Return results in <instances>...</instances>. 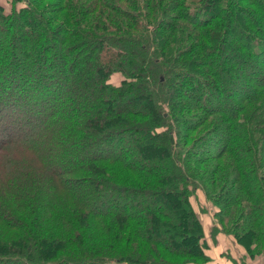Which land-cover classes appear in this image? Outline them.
I'll return each instance as SVG.
<instances>
[{
    "label": "trees",
    "instance_id": "16d2710c",
    "mask_svg": "<svg viewBox=\"0 0 264 264\" xmlns=\"http://www.w3.org/2000/svg\"><path fill=\"white\" fill-rule=\"evenodd\" d=\"M198 192L264 264V0H0V264H206Z\"/></svg>",
    "mask_w": 264,
    "mask_h": 264
},
{
    "label": "rangeland",
    "instance_id": "374dc122",
    "mask_svg": "<svg viewBox=\"0 0 264 264\" xmlns=\"http://www.w3.org/2000/svg\"><path fill=\"white\" fill-rule=\"evenodd\" d=\"M123 79V76L120 72H114L109 79V82L111 84L120 85L121 81ZM241 97V94H235L234 99L237 100ZM198 192V195L200 196V200L202 202V205L200 210H197V213L200 217V220L202 224L204 225L205 230V236L208 241V249L207 252L211 256V260L206 262V264H241L242 262H245V264H260L259 258L262 259V257H254L252 258H243V254L241 251H239L238 246L233 243V241L226 237L222 232H219L216 234V239H219L220 237V243L216 246L213 245L214 239L211 238V234H209V231L213 226H215L217 223V219L214 217V207L209 202H206L204 196ZM257 261V262H255Z\"/></svg>",
    "mask_w": 264,
    "mask_h": 264
},
{
    "label": "crops",
    "instance_id": "0c3cea01",
    "mask_svg": "<svg viewBox=\"0 0 264 264\" xmlns=\"http://www.w3.org/2000/svg\"><path fill=\"white\" fill-rule=\"evenodd\" d=\"M219 240H220V237H219V239H218V244L220 243V241H219ZM257 261H259V262H260V264H263V262H262V259H260V258H259V260H257ZM257 261H255V262H257Z\"/></svg>",
    "mask_w": 264,
    "mask_h": 264
}]
</instances>
